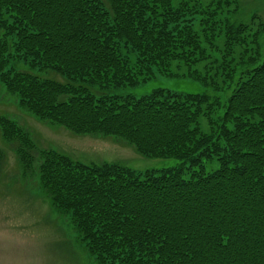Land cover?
Returning a JSON list of instances; mask_svg holds the SVG:
<instances>
[{
  "label": "trees",
  "instance_id": "1",
  "mask_svg": "<svg viewBox=\"0 0 264 264\" xmlns=\"http://www.w3.org/2000/svg\"><path fill=\"white\" fill-rule=\"evenodd\" d=\"M237 3L212 0L198 13L197 0H0V81L25 110L75 134L182 161L143 171L84 163L37 148L31 132L0 116L21 176L38 174L41 192L69 216L97 264H264V26L229 21L225 9ZM196 14L200 32L187 18ZM11 48L65 83L7 69ZM199 62L206 75H189L216 91L237 77L217 118L218 99L204 93L103 92L143 83L154 68L171 76L180 63ZM4 158L0 149V174Z\"/></svg>",
  "mask_w": 264,
  "mask_h": 264
},
{
  "label": "rangeland",
  "instance_id": "2",
  "mask_svg": "<svg viewBox=\"0 0 264 264\" xmlns=\"http://www.w3.org/2000/svg\"><path fill=\"white\" fill-rule=\"evenodd\" d=\"M211 1L197 0V12H204ZM225 13H228L227 19L231 22H243L251 26L262 22L264 26V0H238L237 4L225 9ZM199 17V14L187 17L197 32L202 29L198 27ZM258 43L264 52V30L259 34ZM217 44L221 47L220 40ZM239 50L237 48L236 53ZM129 58L132 62L135 61V55L130 54ZM204 63H196L190 68L180 63L172 68L171 76L160 74L154 68V76L143 83L110 88L103 92L120 97H139L155 88L171 92L204 93L209 95L210 100L218 99L219 102L211 113V116L217 118L223 113L237 77L229 84V89L216 91L211 85L206 86L189 75L194 68L202 72V76L206 75ZM7 69L24 70L65 83V79L58 73L30 68L24 58L12 48ZM239 69L238 67L237 70ZM0 116L17 122L31 132L37 148L53 149L84 163L122 162L137 171H143L176 167L182 162L174 157L143 156L129 143L112 136L75 134L61 125L51 124L25 110L19 104V97L9 93L1 81ZM199 122L203 131L208 129L205 116H201ZM0 149L5 155L0 174V264H97L95 257L86 251L84 243L80 241L69 216L59 213L41 192L38 174L34 172L31 176H21L19 162L13 149L2 139L1 128ZM207 167L209 171L210 168ZM212 167L216 168L217 163ZM182 175L184 178L189 177V173Z\"/></svg>",
  "mask_w": 264,
  "mask_h": 264
}]
</instances>
